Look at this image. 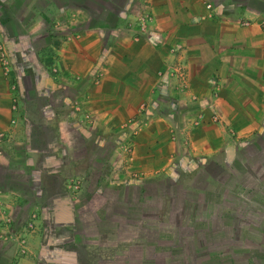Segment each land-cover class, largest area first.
<instances>
[{
    "label": "crops",
    "instance_id": "0c3cea01",
    "mask_svg": "<svg viewBox=\"0 0 264 264\" xmlns=\"http://www.w3.org/2000/svg\"><path fill=\"white\" fill-rule=\"evenodd\" d=\"M262 21L264 0H0V264H229L264 237ZM128 221L131 245L93 235Z\"/></svg>",
    "mask_w": 264,
    "mask_h": 264
},
{
    "label": "rangeland",
    "instance_id": "374dc122",
    "mask_svg": "<svg viewBox=\"0 0 264 264\" xmlns=\"http://www.w3.org/2000/svg\"><path fill=\"white\" fill-rule=\"evenodd\" d=\"M193 179L195 182H198V181L202 182L203 181V175L198 174ZM162 191L163 190L160 188L150 190V192H151L149 194L150 199H148L146 202L148 204V208L150 209L149 212L157 213V212L161 211L159 209V207H161V206H159V201L156 198H157V196H159L162 193ZM168 191L171 194H175L176 196H182V197H195L196 196L195 193H190V191L187 193H184V191H183V193L180 192V189H178V187L175 184H173L172 188H170ZM171 208H172V212L176 213V211H177L176 209L179 208V206L177 204H173L171 206ZM187 211L188 210H185V213ZM254 216H256V215H254ZM255 222L257 224V221H254L253 223L255 224ZM131 225H132V221H128L125 223V225L120 226V228H118V229L116 228V226L112 227L110 225L111 227L108 226V228H105L104 230L92 229V232H93V235H95L94 231L98 232V235H97V241L98 242H101L104 244H110V245H115V244H117V242H119V243L121 242L124 244L127 243V244L131 245V243H132L131 238H128V241H126L127 237H125V236L119 237L118 236L119 233L121 234L123 231L126 232L127 230H129V232H131V229H132ZM144 226H146V222L140 221V228L142 229ZM122 229H124V230H122ZM246 234L248 235V232ZM249 235L250 236L245 237V238H240V237L231 238V242L235 241L237 243H239L241 240L242 241L244 240L247 243L246 244L247 246L245 247L246 251L243 248H238L237 250H232L230 252V254H228V256L222 260V262L227 261V262H230L229 264H264V237L257 235V229L256 228H252ZM100 255L103 257L107 256V258L110 260V259H115L117 252H115V251L112 252L111 249L108 248L107 253H100L99 254L97 252L95 259H98ZM172 255L174 256V255H182V254H172ZM185 255H187V254H183V256H185ZM121 259L122 258H120V260ZM124 260H128L129 263H131L133 259H131V255H130L128 259H126V257H125ZM205 264H216V261L213 260V262H205Z\"/></svg>",
    "mask_w": 264,
    "mask_h": 264
},
{
    "label": "built area",
    "instance_id": "2783aa9c",
    "mask_svg": "<svg viewBox=\"0 0 264 264\" xmlns=\"http://www.w3.org/2000/svg\"><path fill=\"white\" fill-rule=\"evenodd\" d=\"M151 17L150 14L147 11H142L137 17H136V27H137V33L134 35V38H137V36L143 34L146 29L147 25L150 23ZM249 23V20H244L241 22L242 25H246ZM260 30L262 34L264 35V21L259 23ZM0 69L2 74L8 79L9 82V89L13 93L12 96V109L16 110L17 105V93H16V85L15 83L10 79V73H11V65L9 60V55L7 52V48L0 36ZM52 72H56L55 68H52ZM170 75H173L175 79L178 81V88L180 90L184 89L186 87V79H185V72L182 66L173 67L170 69ZM168 74V73H167ZM169 75V74H168ZM15 122V119L12 118L10 120V123L13 124ZM9 136V132H0V142H2L5 138ZM126 154L129 156V148H125Z\"/></svg>",
    "mask_w": 264,
    "mask_h": 264
},
{
    "label": "trees",
    "instance_id": "16d2710c",
    "mask_svg": "<svg viewBox=\"0 0 264 264\" xmlns=\"http://www.w3.org/2000/svg\"><path fill=\"white\" fill-rule=\"evenodd\" d=\"M174 196H176V195H174Z\"/></svg>",
    "mask_w": 264,
    "mask_h": 264
}]
</instances>
